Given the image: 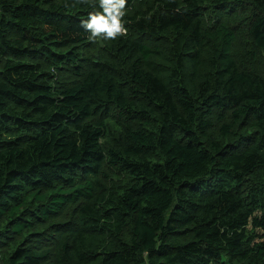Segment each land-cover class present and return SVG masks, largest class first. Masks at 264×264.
Segmentation results:
<instances>
[{
	"label": "trees",
	"instance_id": "obj_1",
	"mask_svg": "<svg viewBox=\"0 0 264 264\" xmlns=\"http://www.w3.org/2000/svg\"><path fill=\"white\" fill-rule=\"evenodd\" d=\"M121 11L0 0V264H264V0Z\"/></svg>",
	"mask_w": 264,
	"mask_h": 264
},
{
	"label": "rangeland",
	"instance_id": "obj_2",
	"mask_svg": "<svg viewBox=\"0 0 264 264\" xmlns=\"http://www.w3.org/2000/svg\"><path fill=\"white\" fill-rule=\"evenodd\" d=\"M239 16V15H238ZM231 20H233L232 18H230ZM239 22L238 20H234V24H236L237 28H236V33H237V38L233 44V56L234 58L237 60V62L242 65V66H251L253 68H257L258 70L262 71L264 73V52L259 54L257 52L254 51V49L252 48L251 42L248 39V37L246 36L245 32L243 29L239 28L240 26H238L239 24H237ZM125 33V32H124ZM123 33V34H124ZM103 36V34H101ZM105 40L103 39L104 43H107L109 38L104 37ZM149 44H151L153 41H147ZM98 51V46H97V42L95 40L94 42V49H93V54H96V52ZM106 141L105 143L109 142V139L107 140H103ZM110 174V182L113 185H117L119 183H122L123 181H125L126 175L125 174H113V173H109ZM3 256V254H2ZM1 263V262H0Z\"/></svg>",
	"mask_w": 264,
	"mask_h": 264
},
{
	"label": "clouds",
	"instance_id": "obj_3",
	"mask_svg": "<svg viewBox=\"0 0 264 264\" xmlns=\"http://www.w3.org/2000/svg\"><path fill=\"white\" fill-rule=\"evenodd\" d=\"M125 4V0H101V7L107 16L97 13L90 14V19L85 23V27L91 30L93 37L98 34H103V37L115 38L120 34L126 32L120 18L124 15L121 11Z\"/></svg>",
	"mask_w": 264,
	"mask_h": 264
},
{
	"label": "water",
	"instance_id": "obj_4",
	"mask_svg": "<svg viewBox=\"0 0 264 264\" xmlns=\"http://www.w3.org/2000/svg\"><path fill=\"white\" fill-rule=\"evenodd\" d=\"M96 39H97V41H98L99 46H100L101 48H104V43H103V40H102V36H101V34H98V35L96 36ZM96 58H98V55H96Z\"/></svg>",
	"mask_w": 264,
	"mask_h": 264
}]
</instances>
